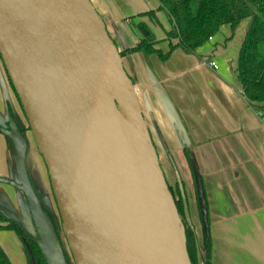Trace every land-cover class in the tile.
I'll use <instances>...</instances> for the list:
<instances>
[{"label": "water", "instance_id": "water-1", "mask_svg": "<svg viewBox=\"0 0 264 264\" xmlns=\"http://www.w3.org/2000/svg\"><path fill=\"white\" fill-rule=\"evenodd\" d=\"M0 58L45 164L73 264H193L134 83L92 2L0 0ZM0 132L18 173L0 183L23 192L32 232L1 203L0 214L37 244L45 264H69L31 180L24 132L13 120ZM189 158L208 235L202 181Z\"/></svg>", "mask_w": 264, "mask_h": 264}, {"label": "crops", "instance_id": "crops-1", "mask_svg": "<svg viewBox=\"0 0 264 264\" xmlns=\"http://www.w3.org/2000/svg\"><path fill=\"white\" fill-rule=\"evenodd\" d=\"M90 1L118 50L133 48L142 39L139 23L150 29L156 47L168 49L167 31L172 24L158 0ZM150 10L152 14H146ZM240 23L233 32L228 24L222 25L193 52L175 47L165 60L141 51L125 53L122 58L135 80L158 157H170L179 165L178 177L197 212L192 225L202 252L204 232L189 156L196 165L207 209L211 264H264V107L249 103L237 78V55L246 32L236 36ZM218 34H222L219 40ZM210 60L218 68L209 66ZM11 120L23 130L28 126L0 58V124L6 126ZM178 126L184 129V136ZM27 133L24 131L28 141ZM39 158L27 144L31 180L49 201L44 164ZM0 177L18 180L12 143L1 132ZM0 203L13 210L32 232L20 189L0 183ZM6 224L0 220V247L11 264H28L22 237L16 230L2 227Z\"/></svg>", "mask_w": 264, "mask_h": 264}, {"label": "trees", "instance_id": "trees-1", "mask_svg": "<svg viewBox=\"0 0 264 264\" xmlns=\"http://www.w3.org/2000/svg\"><path fill=\"white\" fill-rule=\"evenodd\" d=\"M158 2L159 8L164 9L168 13L172 24L167 31L168 49L162 51L156 47V40L150 29L139 23L138 25L143 31L142 39L133 48L119 50L121 57L123 58L125 53L131 51H141L144 55L156 53L161 60H165L175 47H180L185 52H193L208 37H212L222 25L228 24L233 32L242 20L249 18L250 23L243 36L237 55V78L241 84L242 93L249 103L258 109L263 108L264 0H158ZM146 14L151 15L152 11L150 10ZM124 69L133 83H135L133 76L125 66ZM9 83L12 86L10 80ZM185 150L189 152L188 148ZM169 188L174 195L180 214L179 224L186 236L188 254L192 263L197 264V249L199 245L196 232L193 225L189 224L185 219L178 183L176 184V194L170 185ZM0 220L7 221V224L2 227L12 228L22 237L28 264H45L35 242L29 240L18 226L13 222H9L2 214H0ZM203 245L202 262L203 264H211L209 252L210 237L205 235V233L203 234ZM0 264H11L1 247Z\"/></svg>", "mask_w": 264, "mask_h": 264}, {"label": "rangeland", "instance_id": "rangeland-1", "mask_svg": "<svg viewBox=\"0 0 264 264\" xmlns=\"http://www.w3.org/2000/svg\"><path fill=\"white\" fill-rule=\"evenodd\" d=\"M249 23H250V19H248V18H246V19L241 21V23H240L241 25H239L237 27L238 31L236 30V32H237L236 36L237 37H238V33H240V32L244 33L243 31H246L247 28H246V26H245V28L243 27L244 24L246 25V24H249ZM221 37H222V34L216 35L217 40H219V38H221ZM229 39L230 38H228V40ZM27 136H28V141H29L28 144L30 146L32 145L34 150H36L35 144H34V140L32 138V135H31L30 131H28ZM39 156H40V154H39ZM40 158L42 160L41 156H40ZM42 162H43V160H42ZM159 162H160L161 168L163 170V173L165 175V178L167 180L168 185H170L173 188V190H174V192L176 194L177 193L176 184L178 183L177 182V180H178L177 176L181 174L178 163L175 160H172L170 157H163V156L159 157ZM43 164H44V162H43ZM43 166H44L43 169L45 171V175H44L45 176V181H46L47 188L49 190L48 191L49 192V196H50L51 199H49V201H48L47 199L43 198V193H40V195H41V198L43 199V203H45V205L48 203L47 206L50 208V209L48 208V210H49V212H50V214H51V216H52V218L54 220V223H55V226H56V230L58 232L60 241H61V243L63 245V248H64V252H65V254L67 256L69 264H73L70 250H69V248L67 246L65 237H64L63 232H62L61 221H60V217H59L58 210H57V207H56V204H55V200H54L51 188H50V182H49L47 174H46L47 171H46L45 164ZM1 184L5 185L7 183H1ZM184 192H185V190H184ZM185 195H186V201H187V205H188L190 220H191V222H193V220L195 218V213H197V212L194 210L195 209V207L193 205L194 203L191 202L190 195H188L187 192H185Z\"/></svg>", "mask_w": 264, "mask_h": 264}, {"label": "built area", "instance_id": "built-area-1", "mask_svg": "<svg viewBox=\"0 0 264 264\" xmlns=\"http://www.w3.org/2000/svg\"><path fill=\"white\" fill-rule=\"evenodd\" d=\"M208 38L210 39L211 37H208ZM208 64L212 68H215V69L218 68V64L215 61H213V60L208 61Z\"/></svg>", "mask_w": 264, "mask_h": 264}, {"label": "flooded vegetation", "instance_id": "flooded-vegetation-1", "mask_svg": "<svg viewBox=\"0 0 264 264\" xmlns=\"http://www.w3.org/2000/svg\"><path fill=\"white\" fill-rule=\"evenodd\" d=\"M6 126H8V124H6ZM18 126V125H17ZM20 128V127H19ZM21 129V128H20ZM23 132L24 131H30L29 128L27 127L25 130L21 129ZM28 142V141H27Z\"/></svg>", "mask_w": 264, "mask_h": 264}]
</instances>
